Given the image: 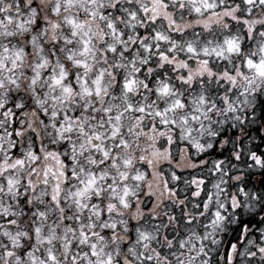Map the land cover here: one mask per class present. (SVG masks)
I'll list each match as a JSON object with an SVG mask.
<instances>
[{
	"label": "snow or ice",
	"instance_id": "1",
	"mask_svg": "<svg viewBox=\"0 0 264 264\" xmlns=\"http://www.w3.org/2000/svg\"><path fill=\"white\" fill-rule=\"evenodd\" d=\"M0 264H264V0H0Z\"/></svg>",
	"mask_w": 264,
	"mask_h": 264
}]
</instances>
